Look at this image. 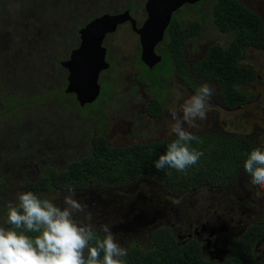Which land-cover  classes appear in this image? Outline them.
I'll use <instances>...</instances> for the list:
<instances>
[{"label": "rangeland", "instance_id": "obj_1", "mask_svg": "<svg viewBox=\"0 0 264 264\" xmlns=\"http://www.w3.org/2000/svg\"><path fill=\"white\" fill-rule=\"evenodd\" d=\"M72 1L76 4L69 7L71 0H0V178L12 185L5 189L0 213L10 201L16 202L15 194L25 191L27 181L36 180L49 170L63 172L68 163L86 156L93 136L104 137L113 148L175 138L171 112L176 111L182 117V105L195 94L196 90H189L177 74H171L166 55L153 70L139 67L138 37L125 24L104 41L105 61L111 68L99 75L100 95L94 105L80 108L74 98L72 105L70 101L58 103L60 95L65 94L66 86L64 90L60 86L66 81L67 72L55 64V58L65 62L71 51L78 48L79 38L71 36L73 26L75 30L82 28L91 18L115 15L126 8L141 23L145 19L147 0ZM239 1L264 23V0ZM214 2L204 0L194 8H182L173 16L185 27L191 23L200 25L198 35L185 36L187 75L196 89L203 82L215 89L207 118L194 121L195 127L187 123L184 127L192 134L244 136L264 148V49L248 50L242 59V64L255 72L254 81L242 87L252 99L244 110L224 109L218 84L201 81L194 74L193 68L204 48L212 44L227 46L231 40L212 23ZM165 48L160 46L158 51ZM161 74L168 77H163L158 88L153 84L147 86L141 80ZM158 92L166 97L163 104L166 115L162 117L163 122H148L139 116L144 103ZM68 105L69 110L62 109ZM75 107L79 108L75 110ZM243 178L227 188L214 191L200 188L187 196L171 191L167 182L152 178L118 187L91 185L76 191L75 198L87 206L94 225H110L121 246L128 249L135 245L145 251L152 248L150 236L156 229L174 222L181 228L184 219L192 222L197 216L217 219L213 224L218 231L225 228L233 235L242 234L247 226L264 217V187ZM65 195V189L58 188L42 193L41 198H50L62 205ZM148 199L158 202L165 216L158 211L142 214L147 212ZM77 219L83 220L84 213L77 214ZM255 253L257 257L264 254V241ZM202 258L208 260L207 251Z\"/></svg>", "mask_w": 264, "mask_h": 264}, {"label": "trees", "instance_id": "obj_2", "mask_svg": "<svg viewBox=\"0 0 264 264\" xmlns=\"http://www.w3.org/2000/svg\"><path fill=\"white\" fill-rule=\"evenodd\" d=\"M75 4L76 2L71 0L69 7ZM211 14L217 31L229 34L231 41L227 46L210 47L206 57L195 65V73L202 79L218 84L219 96L224 107L242 110L252 101L242 87L255 79L254 70L242 64V57L249 49H264V24L257 14L238 0H215ZM95 18L97 17L89 20ZM80 29L81 27L75 30L73 26L71 36L73 35L74 39L78 37ZM198 31V23H191L183 31V25L173 18L164 38L168 45L165 55L171 67L191 86L193 84L187 77L182 56L184 37L194 35ZM61 60L55 58V64H60ZM65 86L64 80L60 87L64 90ZM72 97L74 96L61 94L58 103L70 101L72 105ZM78 108L75 107V110ZM62 109L69 110V105L68 108L64 106ZM149 110L157 115L162 111L157 102H152ZM194 135L202 142L193 141L192 147L202 151L204 155L196 165L187 170L186 174L169 168L158 171L154 167V162L165 153L167 145L173 139L113 148L104 137L97 135L90 139L89 152L86 156L71 161L64 172L49 170L38 179L27 181L25 191H33L41 196L42 193L52 191L54 188L65 189L69 185L75 191H83L91 185L109 188L140 179L159 178L168 183L171 191L187 196L200 188L207 191L227 188L230 183H235L241 177L251 179L243 167L247 154L256 148L264 151V148L244 136H224L210 132H199ZM2 183L0 182V201L5 198V194L1 195L5 187ZM147 201L152 210L141 212L142 214H154L158 211L165 216V211L159 210L158 202L153 199ZM1 224L6 225L5 216L3 218L0 216ZM150 237L152 242L150 250L143 251L135 245L127 249L128 255L124 258L126 264H219L202 258L201 241L194 239L184 243L178 241L166 226L156 229ZM261 239H264V217L247 226L243 235L235 241L229 235H222L217 241V247L231 253V257L222 264H264V258L257 259L254 253V246Z\"/></svg>", "mask_w": 264, "mask_h": 264}, {"label": "clouds", "instance_id": "obj_3", "mask_svg": "<svg viewBox=\"0 0 264 264\" xmlns=\"http://www.w3.org/2000/svg\"><path fill=\"white\" fill-rule=\"evenodd\" d=\"M214 95V87L203 82L182 105V117L171 112L175 138L154 162L158 171L169 168L186 174L199 162L204 153L192 142L202 141L184 125L195 127L194 121L206 119ZM243 167L253 185L264 187V151L248 153ZM65 191L62 205L33 191L18 193L17 202L7 204V226H0V264H126L128 250L110 225H94L87 206L75 198V189L69 185ZM79 213H84L83 220L77 219Z\"/></svg>", "mask_w": 264, "mask_h": 264}, {"label": "water", "instance_id": "obj_4", "mask_svg": "<svg viewBox=\"0 0 264 264\" xmlns=\"http://www.w3.org/2000/svg\"><path fill=\"white\" fill-rule=\"evenodd\" d=\"M202 0H147L144 5L146 19L137 28L129 11L115 15H102L87 23L78 32L79 46L70 53L61 66L67 72L65 94H72L80 108L94 103L100 95L99 75L110 65L106 63L103 42L119 27L129 23L138 37L141 62L152 69L161 62L156 47L164 40L172 16L185 5H195Z\"/></svg>", "mask_w": 264, "mask_h": 264}, {"label": "flooded vegetation", "instance_id": "obj_5", "mask_svg": "<svg viewBox=\"0 0 264 264\" xmlns=\"http://www.w3.org/2000/svg\"><path fill=\"white\" fill-rule=\"evenodd\" d=\"M239 1V0H238ZM203 1H201V2H199V3H197V4H195V5H185V6H183L182 8H184V7H190V8H194V7H196V6H198V5H200L201 3H202ZM240 2V1H239ZM241 3V2H240ZM243 5V4H242ZM244 6V5H243ZM181 8V9H182ZM247 8V7H246ZM181 9H179L178 11H180ZM248 9V8H247ZM124 11H129V13H130V16H131V10H130V8H126ZM124 11H122V12H124ZM177 11V12H178ZM122 12H119V13H122ZM176 12V13H177ZM176 13H174V14H176ZM174 14H173V16H174ZM172 16V19L174 18ZM259 16V15H258ZM132 17V16H131ZM212 17V16H211ZM145 19H146V15H145ZM144 19V20H145ZM261 19V18H260ZM144 20L141 22V23H138V22H136V27L137 28H139L141 25H142V23L144 22ZM179 23H180V19L178 18V19H176ZM262 20V19H261ZM172 21V20H171ZM263 22V21H262ZM213 23V22H212ZM128 25H129V23H127ZM126 24V25H127ZM182 24V23H181ZM264 24V23H263ZM183 25V24H182ZM214 25V24H213ZM129 27H130V25H129ZM215 27V26H214ZM120 28V27H119ZM187 27H185L184 25H183V31L186 29ZM130 30H131V28H130ZM200 30H201V27H200V25H199V31H198V33H196V34H194V35H188V36H195V35H198L199 34V32H200ZM217 30V29H216ZM167 31V30H166ZM79 32V31H78ZM131 32L132 33H134L132 30H131ZM220 33V32H219ZM135 34V33H134ZM165 34H166V32H165ZM222 34V33H221ZM224 35H229V34H224ZM110 36V35H109ZM230 36V35H229ZM108 37V36H107ZM106 37V38H107ZM78 38H79V35H78ZM105 38V39H106ZM164 38H165V36H164ZM230 38H231V36H230ZM105 41V40H104ZM184 41H185V37H184ZM231 41V40H230ZM103 44H104V42H103ZM163 45H165L166 46V48L165 49H163L161 52H159L158 51V48L160 47V46H163ZM138 46H139V56H138V60L139 61H137V63H139L140 62V64H139V67L141 66V67H144L146 70H153L155 67H157L159 64H161L162 62H163V56L166 54V52H167V47H168V45L165 43V39L163 40V42L161 43V44H159L157 47H156V49H155V51H156V54L158 55V56H160L161 57V62L159 63V64H157V65H155L152 69H149L148 67H146L142 62H141V60H140V55H141V49H140V45H139V42H138ZM212 46H220V47H223V46H221V45H209L207 48H204L203 50H202V53L198 56V60H197V63L199 62V61H201V60H203L205 57H206V55H207V53H208V51H209V49H210V47H212ZM249 50H251V49H249ZM260 50H263V49H260ZM184 51H185V48H184V45H183V53H182V56H183V61H184ZM248 51V50H247ZM243 56H244V54H243ZM242 59H243V57H242ZM242 62V61H241ZM196 63V64H197ZM184 64H185V61H184ZM195 64V65H196ZM170 65H171V63H170ZM185 67H186V64H185ZM195 67V66H194ZM110 68H111V65H110ZM171 74L172 73H175V74H177L179 77H180V79L182 80V82L185 84V85H187L188 86V89L189 90H196V88L193 86H191L189 83H187V81H186V79L185 78H183L181 75H179L177 72H175L174 70H173V68L171 67ZM194 69V68H193ZM186 70H187V68H186ZM187 73H188V71H187ZM170 74V75H171ZM194 74H195V76L199 79V80H201V81H209V80H206V79H202L200 76H198L196 73H195V69H194ZM169 75V76H170ZM163 77H168V76H164V75H158V76H156L154 79L153 78H151L150 80H145L143 77L141 78V80H143L144 82H145V84L147 85V86H153V85H156V86H153V87H159V86H161V83H159L161 80H163ZM188 77V76H187ZM99 80H100V76H99ZM137 81H140V78H138L137 79ZM137 84V83H136ZM138 84H140V82L138 83ZM150 84H153V85H150ZM250 84V83H249ZM159 85V86H158ZM191 86V87H190ZM65 93V92H64ZM65 95H72V94H65ZM155 95V96H154ZM154 95L153 96H151L150 97V99L149 100H147V102L146 103H144V106H143V109H142V116H139V117H141V118H143L144 120H146V121H148V122H157V121H159V120H162V117H165L164 115H166L165 114V111H166V108L165 107H163V104H164V102H165V99H166V97H165V95H164V93H160V92H158V93H154ZM248 95V94H247ZM74 96V95H73ZM249 96V95H248ZM250 97V96H249ZM72 98H74L75 99V96L74 97H72ZM98 99V98H97ZM74 101V100H73ZM76 101V100H75ZM220 101H221V99H220ZM96 102V101H95ZM152 102H157L159 105H160V107H161V109H162V111H161V113L159 114V115H157L156 113L154 114V112H152V111H150L149 110V106H150V104L152 103ZM252 103V101H250L249 103H247V106L244 108V109H246L247 107H249L250 106V104ZM221 104H222V106H223V108L224 109H226L227 111H232V110H230V109H227L226 107H224V105H223V103H222V101H221ZM86 106H89V105H86ZM244 109H242V110H244ZM236 110V109H235ZM136 117H138V116H136ZM135 117V118H136ZM164 120H162V122H163ZM142 128H140L139 130H141ZM143 130V129H142ZM144 131V130H143ZM145 132V131H144ZM199 133V132H198ZM94 137H97V136H94ZM167 139H169V138H166V139H152V140H150V141H148V142H145V143H135V144H131V145H144V144H147V143H149V142H159V141H163V140H167ZM172 139H174V138H172ZM134 140V139H133ZM68 165H69V163H68ZM67 165V166H68ZM66 170V169H65ZM64 170V171H65ZM55 171V170H54ZM63 171V172H64ZM56 172H59V171H56ZM0 182H3L2 183V185H3V187H4V189H3V192L1 193V195H3V194H5L6 193V187H7V185H9V186H12L11 184H10V182H9V180L7 181L5 178H0ZM54 190H56L55 188H54ZM53 191V190H52ZM23 192H25V191H23ZM229 196H231V195H229ZM236 200H237V202L238 203H240V199H239V197H238V195H236ZM230 209H233V208H230ZM152 210V207L149 205L148 206V208H147V211H151ZM0 216H2V218L5 216V220L7 219V208L5 209V211L4 212H2V213H0ZM218 218V217H217ZM214 220L215 219H212V218H202L201 216H197L192 222H189V221H187V219H184L183 221H182V226H181V228H178L177 227V225L179 224V223H176V222H174V224L172 223L170 226H167L166 225V227L171 231V233L172 234H174L175 236H176V238H177V240L178 241H181L182 240V242L184 243V242H186V241H190V240H192V239H194V240H197V241H201V256L203 255L204 256V254H205V251H207V256H208V260L209 261H212V262H216V263H219V264H222V263H224V261L226 260V259H228L229 257H231V253L229 252V251H227V250H222V249H220V248H218L217 247V241H218V239L222 236V235H229V236H231V239H233L234 241L235 240H237V239H239L242 235H243V233L242 234H240V235H233V233L231 232V231H228L227 229H225V228H222L220 231H218L217 229H215V226H214V224L213 223H215L214 222ZM2 226H4V224H1ZM5 226H7V224L5 225ZM215 229V230H214ZM223 233H225V234H223ZM180 234H185L184 236L183 235H180ZM213 240V242H212V244L210 243L211 241ZM264 241V239H261L260 241H258L256 244H255V246H254V253L256 252V250H257V248H258V245L261 243V242H263ZM211 247H213L212 248V250H211ZM211 250V251H210ZM255 256H256V258L257 259H261V258H264V254L263 255H261L260 257H257L258 255L255 253ZM207 258V257H206Z\"/></svg>", "mask_w": 264, "mask_h": 264}]
</instances>
